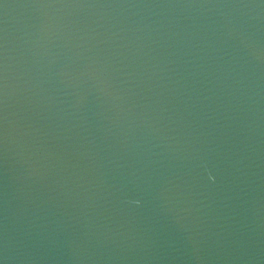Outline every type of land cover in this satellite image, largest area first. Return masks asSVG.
Listing matches in <instances>:
<instances>
[{
	"label": "water",
	"instance_id": "95a60500",
	"mask_svg": "<svg viewBox=\"0 0 264 264\" xmlns=\"http://www.w3.org/2000/svg\"><path fill=\"white\" fill-rule=\"evenodd\" d=\"M0 264H264V0H0Z\"/></svg>",
	"mask_w": 264,
	"mask_h": 264
}]
</instances>
